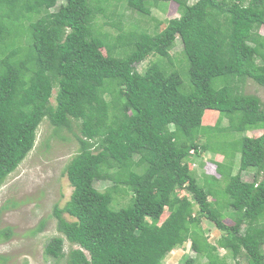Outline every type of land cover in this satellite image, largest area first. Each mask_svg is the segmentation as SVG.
Wrapping results in <instances>:
<instances>
[{
    "label": "trees",
    "instance_id": "16d2710c",
    "mask_svg": "<svg viewBox=\"0 0 264 264\" xmlns=\"http://www.w3.org/2000/svg\"><path fill=\"white\" fill-rule=\"evenodd\" d=\"M111 1L0 0V186L34 148L44 120L61 138L77 127L78 149L65 165L72 191L52 209L58 234L44 244L45 256L60 264H163L190 241L195 256L183 264H264V101L243 91L247 79L264 87V0H126L150 19L152 8L174 1L179 15L148 32L125 30L112 10L116 36L97 20ZM177 39L188 92L173 66ZM150 55L156 60L139 72ZM211 111L217 120L204 124ZM217 132L237 138L217 140ZM220 151L216 172L203 171L202 156ZM247 171L252 180H243ZM95 181L110 185L100 190ZM203 216L222 231L214 243Z\"/></svg>",
    "mask_w": 264,
    "mask_h": 264
},
{
    "label": "rangeland",
    "instance_id": "374dc122",
    "mask_svg": "<svg viewBox=\"0 0 264 264\" xmlns=\"http://www.w3.org/2000/svg\"><path fill=\"white\" fill-rule=\"evenodd\" d=\"M196 0H188L193 3ZM112 6L110 3L103 7L109 10L106 18L99 15L98 22L104 24L103 31L109 32L112 36H116L118 31L115 27L110 25V22L116 21L115 17L110 15L112 10H116L121 14V20L125 30L138 28L139 30H147L148 32H159L164 24L162 23L156 27V21L165 22L169 18L177 17V5L174 1L166 4V9L152 8L153 19L139 15L129 8H125L126 0H113ZM120 4L118 5V3ZM117 6V7H114ZM123 12V13H122ZM101 16V17H100ZM123 18V19H122ZM260 34L264 36V28L259 30ZM182 44L179 39L176 40L175 46L171 50L174 61L182 68L185 67L184 59L181 53ZM159 58V57H158ZM155 59V56L150 55L146 60L137 65L139 72H143L149 60ZM179 74L182 79L181 90L188 92L191 85L186 73V68H182ZM245 93L258 95L264 101V87L247 79L243 85ZM55 89L52 90L51 103H54ZM218 112H207L203 122L204 124H214L218 118ZM209 130V127H206ZM56 131L44 120L37 132V138L34 148L29 152L25 159L19 166L11 172L0 186V230L10 228L11 233L8 238H0V254L7 256V261L3 264H60L61 262L55 261L53 258L47 257L43 253V247L46 241L52 236L58 234L56 230V219L52 215L54 205L62 207L70 198L72 187L70 186L66 174L65 165L71 156L78 149V142L76 134L78 133L77 127L73 130H61L60 134L64 136L61 138L59 135H54ZM261 130H249L245 132L248 136H257ZM217 136L232 141L237 137L233 134L223 135L221 133ZM48 143V145H47ZM226 152L233 151V148L228 144L224 147ZM220 153V154H219ZM221 151L218 154L206 152L202 156V170L208 174L215 173V163L213 160L222 161L223 156ZM194 168L199 170L197 160L193 163ZM237 165L235 164V171ZM215 171V172H214ZM252 171L242 173L243 180H252ZM223 181V180H222ZM224 182V181H223ZM95 187L102 190L110 185V182L95 181ZM224 185V184H223ZM222 187V182L217 184V187ZM128 191L127 189H125ZM180 196H185V191L179 192ZM127 193H124V196ZM120 198V197H119ZM128 196L120 198L118 204L124 203ZM213 200V197H209ZM121 200V201H120ZM165 212L161 219L165 217ZM64 217L68 220H73L72 217L64 213ZM227 224H232L233 221L228 217L224 219ZM43 222V224H41ZM41 224L42 228L37 231ZM201 225L208 237V241L214 243L222 234V231L217 229L214 224L209 222L204 216L201 220ZM35 230V231H34ZM70 244L65 241L64 249L68 250ZM76 247V246H74ZM264 249V246H263ZM220 255L225 254V250L219 248ZM195 253L191 250L190 241L184 243L182 247L171 250L164 258L163 264H183L186 257H194ZM241 264H247L241 260ZM205 260H202V263Z\"/></svg>",
    "mask_w": 264,
    "mask_h": 264
}]
</instances>
